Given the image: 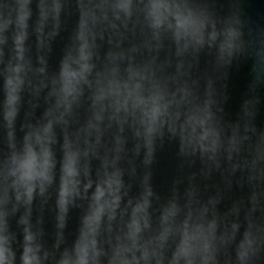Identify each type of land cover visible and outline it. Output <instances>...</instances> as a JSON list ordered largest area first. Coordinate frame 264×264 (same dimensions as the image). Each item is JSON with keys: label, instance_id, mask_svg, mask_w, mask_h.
I'll return each mask as SVG.
<instances>
[{"label": "clouds", "instance_id": "1", "mask_svg": "<svg viewBox=\"0 0 264 264\" xmlns=\"http://www.w3.org/2000/svg\"><path fill=\"white\" fill-rule=\"evenodd\" d=\"M165 137L211 190L154 189ZM0 264H264V0H0Z\"/></svg>", "mask_w": 264, "mask_h": 264}, {"label": "water", "instance_id": "2", "mask_svg": "<svg viewBox=\"0 0 264 264\" xmlns=\"http://www.w3.org/2000/svg\"><path fill=\"white\" fill-rule=\"evenodd\" d=\"M75 13L72 12L66 18V31L59 33L51 41V52L48 56L49 67L55 69L58 58L62 52L64 43L67 39V29H70L75 22ZM171 56L170 50H161L159 53V59H163L165 55ZM211 56L205 51H202L196 60L192 62V67L189 72L193 78H199L201 84L203 78L206 75H213L211 69ZM171 69H169L170 71ZM247 68L244 65L239 67L233 65L227 69V74L221 80L215 81L218 89H221L225 95L223 107L226 113H232L235 111L239 101L240 94L245 86ZM41 108H37V114ZM139 160V157H137ZM151 170V181L154 189L162 196L166 197L168 189L174 179H180L181 184L178 186L181 190L187 183V177L189 174L195 173L193 181L199 186L209 185V190L214 183L219 181L218 174L213 173L210 177L205 178L201 176L200 169L202 165L198 159L189 160L188 158L180 157L177 155V142L175 139L169 140L167 137L162 142H158L154 153L153 161L149 166ZM139 171V169H138ZM132 191H135V185H133ZM206 194V193H205ZM227 203V200L222 201L220 207L222 208ZM70 219L66 228L69 233V239L74 232L76 218L78 216V210L71 209L69 213ZM45 229L46 231L52 230V214L48 211L47 206L44 211Z\"/></svg>", "mask_w": 264, "mask_h": 264}]
</instances>
